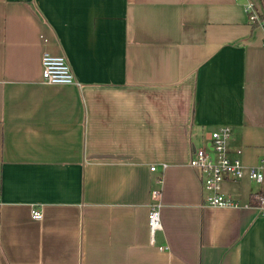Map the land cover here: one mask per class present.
I'll return each mask as SVG.
<instances>
[{
	"label": "crops",
	"instance_id": "1",
	"mask_svg": "<svg viewBox=\"0 0 264 264\" xmlns=\"http://www.w3.org/2000/svg\"><path fill=\"white\" fill-rule=\"evenodd\" d=\"M263 39L234 0H0V264H264V180L212 207L188 165L222 126L264 156ZM43 51L80 84L43 82Z\"/></svg>",
	"mask_w": 264,
	"mask_h": 264
},
{
	"label": "built area",
	"instance_id": "2",
	"mask_svg": "<svg viewBox=\"0 0 264 264\" xmlns=\"http://www.w3.org/2000/svg\"><path fill=\"white\" fill-rule=\"evenodd\" d=\"M234 1L242 3L249 23L264 28V0ZM262 45L264 46V39ZM40 63L43 82L49 84H80L64 54H52L43 51ZM229 138L230 129L226 126L213 131L210 135L209 145L195 148L188 163L189 167L197 172L203 188L209 192L205 201L206 204L212 207H238V203L232 198L219 192L220 184L224 179L240 180L246 175L257 184H261L264 180V156H261L253 166L246 168L238 156L239 151L234 156L229 153ZM150 170L154 171L155 168L152 166ZM159 182L160 178L158 179ZM151 198L153 202L149 204L147 214V228L150 236L161 229L160 203L154 202L159 198V190H152ZM252 198L256 203L255 208L260 216L264 217V197L260 193H254ZM30 215L35 220H40L42 216L41 211L38 209L31 210Z\"/></svg>",
	"mask_w": 264,
	"mask_h": 264
}]
</instances>
